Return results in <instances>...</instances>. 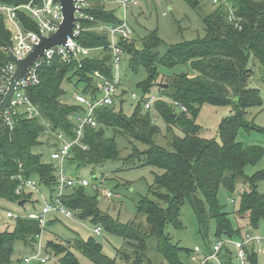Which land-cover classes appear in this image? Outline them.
Instances as JSON below:
<instances>
[{"label": "trees", "instance_id": "trees-1", "mask_svg": "<svg viewBox=\"0 0 264 264\" xmlns=\"http://www.w3.org/2000/svg\"><path fill=\"white\" fill-rule=\"evenodd\" d=\"M29 1L0 0V3L18 6ZM87 1L90 6L85 13L93 20L81 21L82 31L76 42L85 48H98L93 52L97 54L92 53L79 62L72 60L70 63L53 58L42 65L39 84L27 90L39 117L29 120L17 111L14 118L18 121L12 130L5 128L0 121L1 199L17 205L20 201H25L24 204L31 201V193L15 195L17 175L36 178L44 189L53 192L56 184L54 168L43 160L45 124H49L52 131L71 136L73 116L85 112V108L74 99V104L66 102L62 84L82 85L80 94L95 98L98 91L94 85V73L109 79L113 77L108 36L96 31L95 27L100 24L117 25L121 21L114 10L105 7L104 0ZM184 1L194 10L201 3V0ZM226 3L233 10L234 19L230 18L225 4L219 5L210 13L203 14V37L170 46L162 55L158 52L161 40L156 31L142 37L139 47L132 37L118 41L123 54L129 57L130 71L136 74L142 69L145 72V78L137 83L140 100L135 103L131 114L126 115L122 109L124 99L121 97L125 95L122 90L117 109L113 105L94 111L97 126L84 128L86 149H71L67 166L70 168L75 164L77 170L85 165L117 160L119 152L114 137L105 136L110 129L114 136L122 135L146 146L142 152L133 149L128 157L132 166H149L162 171L154 174L153 184L148 187L151 198H142L138 206V213L144 216L147 226L137 224L135 220L119 223L110 218L98 208V195L88 194L86 187L75 186L63 194L62 203L74 213L75 218L102 225L106 231L123 239L126 249H121L118 254L119 259L127 264H152L146 256L151 244L162 263L186 264L182 258L185 256L188 261L191 251L172 243L169 234L165 233L168 226L181 229L180 207L183 204H188L193 210L198 234L205 243L204 251H208L209 243L206 241L210 233L214 239L240 238L241 229L233 226L217 198L220 187L232 194L239 180L242 190L238 193L240 205L234 212L236 218L245 220L246 227L252 229L258 228L264 219V192L256 190L262 173L257 172L251 177L244 174L245 166L259 162L264 150L258 145H244L236 139L239 130L264 134V125L259 126L247 117L251 110L263 105L260 90L249 87L254 74L249 61L255 60L252 69L256 64L262 67L260 82L264 91V0H226ZM17 16L26 28L36 31L35 23L24 12L18 11ZM4 20L0 14V66L8 62L6 52L11 45V32ZM178 65H188L190 71L166 74L159 70L160 67L170 70ZM158 84H166L167 88H159ZM154 87L157 89L154 93L160 99L151 111H144L143 97L153 93ZM174 103L183 106L185 112L176 111ZM204 105L230 108L231 114L218 124V141L200 136L201 127L196 124V118ZM154 115L165 125L163 139L167 147L155 141L162 131L153 122ZM56 221L58 218L52 217L49 224ZM211 221L214 223L212 232ZM12 222V230L0 232V264H20L23 255L12 259L15 244H21L29 254L33 250L35 236L40 232L35 220L19 218ZM45 247L57 258V264H78L71 250L80 252L96 264H113L92 239L83 241L75 238L65 244L47 241ZM248 254L250 264H257L258 256L251 251ZM222 262L234 264L230 251Z\"/></svg>", "mask_w": 264, "mask_h": 264}, {"label": "rangeland", "instance_id": "rangeland-1", "mask_svg": "<svg viewBox=\"0 0 264 264\" xmlns=\"http://www.w3.org/2000/svg\"><path fill=\"white\" fill-rule=\"evenodd\" d=\"M105 7L107 9L114 10L118 19L123 20L128 24L133 31L131 37L136 40L138 47L140 46L139 40L142 37L148 35L152 31H156L161 40V45L158 48L160 55L165 53L166 49L170 46L191 41L197 39L198 37H203L205 34V28L202 22V16L203 14L210 13L215 8L210 5L208 0H201L199 8L196 10L190 7V5L184 0H160L159 2H155L154 0H140L138 6H129L125 10L110 2H108ZM5 25L6 28L11 29L8 22H5ZM93 54L91 53L90 55ZM120 59L121 62L118 71V92H121L122 90L125 92V95L121 97V99H124L122 109L126 115H130L136 103V101L131 100L130 95L131 93H134L140 97L141 93L137 88V83L145 78V72L141 69L136 74L132 73V71L128 68L129 57L123 54ZM254 61L255 60L253 59L249 61V67L254 73L253 77L249 81V87L260 90L263 98V105L260 108H254L251 110L247 117L249 120H253L255 124L263 126L264 91L262 83L260 82L263 71L260 64H256L252 69ZM159 70L166 74L190 71L188 65H178L170 70L160 67ZM62 85L65 91V96L63 98L69 104H74L75 102L73 100V96L75 94H79L83 86L79 85L74 87L66 82ZM153 92L157 93L156 87L153 88ZM165 102L169 103L166 100ZM115 106L117 109L118 103L115 104ZM174 109L179 111V109L175 106ZM230 114L231 111L228 107H213L204 105L200 109L196 118V124L201 127L200 136L202 138L215 139L218 141V124L224 117H227ZM155 124L162 131L160 136L158 135L155 137L156 143L160 146L167 147L168 145L166 140L163 139L165 125L161 118H157ZM177 134L181 136L180 132H177ZM105 136L107 138L114 137L119 152L117 160L106 161L100 165H85L80 167L78 170L75 169V164L71 165L70 168L66 166V174L72 177H77L78 179H85L90 183V185H97L96 190L89 186L85 188V191L90 195H98V208L102 212L106 213L110 218L118 221L119 223H128L135 220L137 224L140 223L142 226H147L144 216H140L138 213V206L142 198H151L148 193V187L153 184L154 174H160L162 171L149 166H132V162H128V157L132 153L133 149L135 148L137 151L142 152L146 149L144 144L135 142L134 140L122 135L117 134L114 136L112 130L110 129L105 132ZM236 139L244 145H258L264 150V134L262 133L239 130ZM43 143L45 145L42 147L43 160L48 164L51 163L49 158V147L52 146V141L45 139L44 136ZM257 172L262 173V178L257 181L256 190L258 193H263L264 154L261 160L255 165L245 166L244 168L245 176L251 177ZM33 179L37 181L36 178ZM247 188L248 187H245V189ZM240 190H242L241 180L237 181L235 191L232 194L220 187L217 198L223 211L228 213L233 226L241 229L240 238H244L245 233H247L250 237H259L261 239L259 247L260 254L257 255V264H264V219L260 221L258 228L252 229L246 227L245 220L236 218L234 212L239 209L240 199L238 193H240ZM105 192H110L111 197H104ZM48 194L49 191L47 189L40 188V193L32 194L31 201H27L23 206H18L17 203L9 202L0 198V232L12 230L13 228L12 220L6 217L7 212L14 214H28L32 211H37L42 204V197H46ZM57 218L58 221L52 224H49L52 218H47V223L41 239L43 247L47 241H55L65 244L69 240L72 241V239L75 238H81L83 241L92 239L101 246L102 253L110 259L113 264H127L124 260L119 259L118 254L121 249H126V247H123V239L109 233L102 225H95L89 220H80L75 217L68 219L58 216ZM180 221L182 224L181 229H174L171 226L166 227L165 233L169 234L172 243H176L179 247L190 251H192L195 246L203 248L205 245L204 240L202 241V237L198 234L197 220L193 210L188 204H183L180 207ZM213 225L214 223L211 221V232L214 227ZM96 226L101 229L99 235L93 233V229ZM236 239L237 238H234L233 240ZM214 240L215 239L212 236V233H210L209 239L206 243H209L210 245ZM151 245L146 254L147 258L150 259L152 264H164ZM15 247V252L12 256L13 260L20 258L26 253L21 244L16 243ZM231 247L232 246L230 245V248ZM249 247L250 246L247 248ZM254 249L257 250L258 247L255 246ZM71 251L77 259L78 264H96L80 252L76 250ZM182 259L186 264H190L185 256ZM56 261L57 258L54 256V258H51L47 264H57Z\"/></svg>", "mask_w": 264, "mask_h": 264}, {"label": "built area", "instance_id": "built-area-1", "mask_svg": "<svg viewBox=\"0 0 264 264\" xmlns=\"http://www.w3.org/2000/svg\"><path fill=\"white\" fill-rule=\"evenodd\" d=\"M159 2L160 0H154ZM104 4L108 2L118 5L125 10L127 7H136L139 5L140 0H104ZM211 6L217 7L225 4L228 7L230 18L234 19L233 10L226 3V0H208ZM73 4L76 8L75 11V24L72 30L73 36L68 38L64 45H55L43 51V54L36 58L27 70L26 77L21 78L15 85L11 105L14 110L4 108L0 113V121L5 128L12 130L17 119L14 118L16 112L23 114L27 119H34L39 117L37 108L31 103L27 90L30 87L38 85L40 82L39 70L42 65L49 63L53 58H58L61 62L70 63L72 60L80 61L84 57H88L91 53L97 52L99 49H89L80 46L76 42V37L82 31L81 21L90 20L93 18L85 13V10L90 6L87 0H74ZM24 12L36 25V31L26 28L18 19L17 12ZM0 14L4 16V21L10 24L11 32V45L7 49L6 55H12L16 60L26 58L37 46L43 38L50 37L55 33L63 19L62 8L60 0H30L26 4L18 6H10L0 3ZM98 32H104L108 36L109 45L108 49L112 56V72L113 77L107 78L98 72L93 75L94 85L98 91L97 97L91 95L75 94L73 99L76 103L85 108V112L73 116V129L72 135L67 136L66 133L52 131L49 124H45L44 136L51 139L52 148L49 153L51 165H53L56 184L53 192L48 196L42 197V204L37 211H32L28 214H14L11 212L6 213V217L15 221L19 218H27L37 221L40 227V232L35 236V243L33 250L22 257L20 264H47L54 255L48 251L44 245L42 246V234L45 229L48 217L62 216L64 218H74V213L69 210L63 203L62 197L66 190L75 186L89 187L97 189V185H90L85 179H78L67 175V161L71 154V149L74 147L82 150L86 149L83 143L84 128L89 126L95 128L97 126L94 119V111L102 107H110L118 103L119 78L118 71L123 50L118 46L117 42L120 40L129 39L133 31L125 21L115 25L100 24L95 27ZM8 60V59H7ZM15 63L8 60L7 63L0 66V102L2 101L6 91L8 90L9 80L15 70ZM131 100L138 102L140 97L134 93L130 95ZM156 93H150L143 97L142 106L144 111H151L154 104L159 100ZM180 111L185 112V108L178 103H174ZM157 115L153 116V122H156ZM53 145H56L55 147ZM15 179L18 180V185L15 189V195L21 196L23 194H39L40 188H43L38 181L33 178H25L22 175H17ZM104 197L110 198L111 193L105 192ZM101 229L95 227L93 233L99 235ZM261 239L259 237H250L245 233L244 238L230 239L220 238L215 239L208 248L204 251L202 248L195 246L188 256L190 264H223L222 259L227 254V251L232 252V259L234 264H250L248 251L260 254ZM230 245L232 246L230 248ZM250 246L249 248H247ZM258 247L257 250L254 247Z\"/></svg>", "mask_w": 264, "mask_h": 264}, {"label": "water", "instance_id": "water-1", "mask_svg": "<svg viewBox=\"0 0 264 264\" xmlns=\"http://www.w3.org/2000/svg\"><path fill=\"white\" fill-rule=\"evenodd\" d=\"M73 1L74 0H60L63 19L59 25L58 30L50 37L43 38L26 58L22 60H16L11 54L8 55L7 59L13 61L16 67L12 77L9 80L8 90L6 91L2 101L0 102V113L4 108H10L14 110V107L11 105V99L15 85L19 79L26 77L28 68L36 60V58L41 56L43 54V51L50 47H53L55 45H64L67 39L73 36L72 30L76 20V8L73 4ZM158 87L167 88V85L158 84ZM24 202L25 201H20L18 203V206H23Z\"/></svg>", "mask_w": 264, "mask_h": 264}, {"label": "crops", "instance_id": "crops-1", "mask_svg": "<svg viewBox=\"0 0 264 264\" xmlns=\"http://www.w3.org/2000/svg\"><path fill=\"white\" fill-rule=\"evenodd\" d=\"M107 5V4H106ZM112 10V9H111ZM121 22L123 21V20H120ZM6 22V21H5ZM250 113V112H249ZM28 254V253H27ZM27 254H24L23 256H25V255H27Z\"/></svg>", "mask_w": 264, "mask_h": 264}]
</instances>
